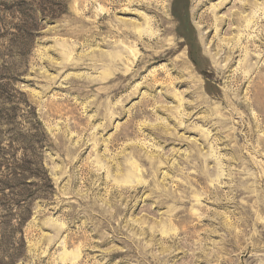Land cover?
Segmentation results:
<instances>
[{
    "label": "rangeland",
    "instance_id": "374dc122",
    "mask_svg": "<svg viewBox=\"0 0 264 264\" xmlns=\"http://www.w3.org/2000/svg\"><path fill=\"white\" fill-rule=\"evenodd\" d=\"M0 264H264V0H0Z\"/></svg>",
    "mask_w": 264,
    "mask_h": 264
}]
</instances>
